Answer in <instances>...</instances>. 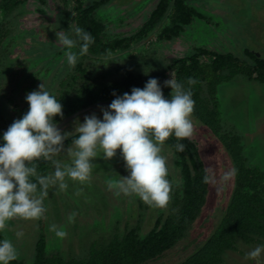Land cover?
I'll list each match as a JSON object with an SVG mask.
<instances>
[{
  "label": "rangeland",
  "instance_id": "obj_1",
  "mask_svg": "<svg viewBox=\"0 0 264 264\" xmlns=\"http://www.w3.org/2000/svg\"><path fill=\"white\" fill-rule=\"evenodd\" d=\"M158 2L105 0L95 11V17L107 26L104 40L109 42L135 33L148 20ZM187 3L206 19L194 18L179 37L171 41L149 44V40L155 38L153 35L144 44L134 45L122 55H111L110 59L103 62L84 59V67L97 81L111 83L121 80L128 72L151 75L173 61L193 54L194 49L200 46L219 53H231L248 64L254 61L246 55L247 51L264 58V0H188ZM66 6L64 10L71 14L73 3L69 1ZM63 7L62 0H26L25 5L19 6L10 19V35L0 52L1 127L10 125L16 119L13 105L8 99L12 97L13 103L23 106L25 96L29 93L25 88L32 81V91L38 90L42 84L53 95L60 91L71 92L66 84H61L73 74L74 67L68 68L64 55L66 50L56 42V32L65 31L72 35V17L58 12ZM168 22V19L165 20V23ZM72 38L75 39L74 35ZM77 49L78 43L71 51L78 52ZM168 76L172 78L171 74ZM217 89L219 108L216 109L218 114L215 122L221 133L239 137L245 164L264 171V83L249 81L239 74L224 81ZM202 96L209 99L205 87ZM107 105L76 116L60 130L67 133L68 138L77 134L75 128L83 122L85 115L94 113L102 118L100 108H107ZM190 119L193 124L190 139L197 146L204 170L214 177V182L209 183L206 203L183 238L160 258L146 264H177L185 261L214 232L231 200L234 173L230 154L218 135L194 116L191 115ZM70 148L74 149L73 142L52 157L54 164L49 169V175L55 170V161L71 164L68 154ZM116 152L114 157L105 160L100 150H97L98 157L91 161L92 170L88 181L80 183L66 179V188L50 186L46 197L36 192L35 198L41 199L45 209L41 218L26 220L16 217L7 222L5 230L0 232L1 240L9 239L14 244L18 252L17 259L32 261L35 245L43 233V220L48 252L58 251L79 257L88 253L92 240L97 244L108 242L114 234L122 236L136 227L140 228L139 232H144L152 227L160 212L165 216L173 213L171 197L174 193H178V199L183 196L184 181L181 167L175 164L176 156L170 148L165 144L161 148L168 168L166 179L172 185L165 208L151 207L136 196H117L116 190L109 188L110 181L128 175L119 149ZM50 225L64 230L66 236L57 238L49 230ZM17 233L21 235L17 237ZM236 245L238 251L226 252L220 264H264V253L255 260L246 258L248 252L260 245H247L240 240Z\"/></svg>",
  "mask_w": 264,
  "mask_h": 264
},
{
  "label": "trees",
  "instance_id": "obj_2",
  "mask_svg": "<svg viewBox=\"0 0 264 264\" xmlns=\"http://www.w3.org/2000/svg\"><path fill=\"white\" fill-rule=\"evenodd\" d=\"M69 1L73 3L71 14L68 10H64ZM104 1L62 0L64 7L58 9L59 13L64 12L72 17L71 29L80 27L88 31L94 42L89 46L88 53L75 65L73 74L62 81L61 85L66 84L71 92L60 91L54 95L63 106V116H55L52 123L58 124L86 105L115 99L113 92L122 95L125 92L130 93L133 87L143 88L150 78L158 79L167 99H170L171 88L165 87L164 81L171 79L169 74L177 82L184 84L185 88L189 87L188 78L194 79L196 84L191 88L195 104L191 115L218 135L230 154L233 163L234 189L224 216L214 232L185 261L177 264H220L226 252L238 251L236 242L239 240L247 245L264 246V171L246 165L242 156L240 138L236 135L221 133L220 127L215 122L218 114L216 109L219 108L218 86L239 74L249 81L264 83V58L247 51L246 55L254 61L248 64L231 53H219L200 46L194 49L193 54L177 59L151 75L128 72L121 80L111 83L99 82L97 78L91 77L88 68L84 67V59L103 62L110 59L111 55L119 56L129 51L134 45L141 42L144 44L153 35L155 38L152 41L149 40V44L153 45L155 41L162 40L171 41L179 37L194 18L206 19L187 3L188 0H159L148 20L135 33L106 42L104 37L107 26L95 17V11L104 4ZM0 2L1 52V47L10 35V19L14 16L19 4L25 3L26 0H0ZM167 19L169 22L165 23ZM77 43L78 51L81 42L77 41ZM33 86L34 81L25 88V91L31 92ZM204 87L209 99L202 96ZM8 102L13 105V112L17 119L21 118L29 107L26 101L23 106L13 103L12 97L8 99ZM8 126H0V133L6 131ZM77 135L78 133L66 139L64 146L72 143ZM177 143L185 145L183 152L176 151ZM164 144L175 154V164L181 167L184 181L183 196L178 199V193H174L171 197L172 214L165 216L160 212L152 227L144 232H139L140 228L136 227L122 236L114 234L108 242L97 244L95 240H92L88 253L79 257L58 251L51 254L48 252L43 220L41 223L43 233L35 245L32 261L27 262L26 259L20 258L11 261L10 264H146L157 260L171 250L199 216L206 203L209 183L203 182L206 171L194 141L190 138L177 141L174 136H170ZM53 164V158L47 160L40 158L29 164V167H35L39 176H48ZM30 179L33 182L36 181V177ZM37 192L42 193L39 185ZM43 195L46 197L47 194ZM1 238L0 235V240Z\"/></svg>",
  "mask_w": 264,
  "mask_h": 264
},
{
  "label": "clouds",
  "instance_id": "obj_3",
  "mask_svg": "<svg viewBox=\"0 0 264 264\" xmlns=\"http://www.w3.org/2000/svg\"><path fill=\"white\" fill-rule=\"evenodd\" d=\"M71 31L72 35L56 32L58 46L66 50L64 55L69 69L75 67L79 57L88 53L94 42L92 35L80 27ZM77 41L81 42L78 52L71 51ZM187 84L189 87L185 88L173 78L164 81V86L171 88L170 99L165 98L157 78L148 79L143 88L133 87L130 93L117 95L113 92L115 99L107 108H100L102 118L94 113L85 115L75 128L78 135L73 140L74 149L70 148L68 153L71 164L55 161V170L48 176L37 175L36 168L29 164L40 158L50 159L63 151L67 133H62L56 123H52L55 116H63V106L42 84L38 90L27 93V112L0 133V232L13 218L35 220L43 216L42 201L34 196L38 185L42 194H47L53 185L66 188V179L80 183L88 181L91 161L98 157L97 150L108 160L119 149L123 158L128 175L108 185L116 190L117 196H136L151 207H167L171 184L166 179L168 168L161 148L170 136L181 141L193 134L190 116L195 101L191 86L196 81L188 78ZM175 148L183 152L185 145L177 143ZM31 177H36V181ZM203 182H214L208 170ZM49 230L57 238L66 236L56 225H50ZM20 235L17 233V237ZM262 253L264 246H258L248 252L246 258L255 260ZM17 257L14 244L9 239L0 240V264H10Z\"/></svg>",
  "mask_w": 264,
  "mask_h": 264
},
{
  "label": "water",
  "instance_id": "obj_4",
  "mask_svg": "<svg viewBox=\"0 0 264 264\" xmlns=\"http://www.w3.org/2000/svg\"><path fill=\"white\" fill-rule=\"evenodd\" d=\"M112 101V100H111ZM111 101H101V102H97L95 104H92L82 110H79L67 117H65L61 122H59L58 124H56V126L60 129L61 127H63L65 124H67L68 122H70L73 118H75L76 116L88 111V110H91V109H94V108H97L99 106H103V105H106V104H110Z\"/></svg>",
  "mask_w": 264,
  "mask_h": 264
},
{
  "label": "flooded vegetation",
  "instance_id": "obj_5",
  "mask_svg": "<svg viewBox=\"0 0 264 264\" xmlns=\"http://www.w3.org/2000/svg\"><path fill=\"white\" fill-rule=\"evenodd\" d=\"M1 3V2H0ZM23 5H25V3L24 2H22V3H20L19 4V6H23ZM17 119V118H16Z\"/></svg>",
  "mask_w": 264,
  "mask_h": 264
}]
</instances>
